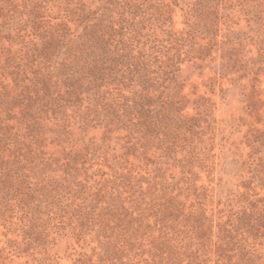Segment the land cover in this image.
<instances>
[{"label": "trees", "instance_id": "obj_1", "mask_svg": "<svg viewBox=\"0 0 264 264\" xmlns=\"http://www.w3.org/2000/svg\"><path fill=\"white\" fill-rule=\"evenodd\" d=\"M32 2L0 30L2 207H21L42 240L67 223L76 264H264L262 171L242 180L254 192L240 208L215 209V102L183 77L186 62L252 74L247 105L264 124V0ZM11 4L0 0V19ZM237 8L256 17L257 40L234 30ZM247 45L258 51L246 58Z\"/></svg>", "mask_w": 264, "mask_h": 264}, {"label": "rangeland", "instance_id": "obj_2", "mask_svg": "<svg viewBox=\"0 0 264 264\" xmlns=\"http://www.w3.org/2000/svg\"><path fill=\"white\" fill-rule=\"evenodd\" d=\"M32 1H41L42 5L50 7L56 3L55 0H15V5L8 6L9 14L0 19V30L4 31V34L8 33L6 29L15 20L28 19L26 13L32 10L34 4ZM173 6L175 7V27L182 29L185 27L184 21L189 5ZM232 15L236 21L240 22L234 26V30L247 31L254 37V40L258 39L257 33L261 29L253 14L251 18L246 15L244 10L237 8L232 12ZM246 19H250V21L247 22ZM249 23L252 28L248 26ZM4 43L9 44L5 39ZM15 47H19V45L15 44ZM248 49H253L254 53L258 51L255 47L247 45L243 51V57H248ZM213 64L210 62V65ZM238 76L239 72L237 71L222 78L209 66L199 68L195 62H186L183 65V77L197 85L200 92L212 96L215 102L214 115L217 120L215 135L218 158L214 181L211 184L215 187L213 196L215 209L218 207V200L221 201L220 206L226 209L241 207V192L248 191L249 194L254 192L242 186V180L249 179L251 177L249 169L253 170L255 167L261 169L262 172L253 184L258 185L257 191L264 195V188H259L261 186L259 183L262 181L260 177L264 174V165L261 163L259 166L261 159L264 162V145H260L259 142L254 146L247 144L249 139L254 137V131L264 127V124L256 122L255 117L249 113L247 105V94L251 89L252 74H249L245 79H239ZM261 79L264 87V76ZM187 89L191 90L192 84H189ZM251 164L252 166H250ZM203 177L205 183H208L206 174H203ZM219 177H223V180H219ZM249 197L254 196L249 195ZM1 198L2 195H0V200ZM11 201L16 203L14 199ZM10 210L13 212L5 210L0 204V264L77 263L82 247L81 243L77 242L72 227L67 223L59 225L58 220L54 221L56 225H49V233L46 237L44 236L48 240H42L39 236L27 234V227H24V222H22L25 219V211L21 207L15 205V208ZM89 240L82 245L88 252H91V245L94 244L87 245Z\"/></svg>", "mask_w": 264, "mask_h": 264}]
</instances>
